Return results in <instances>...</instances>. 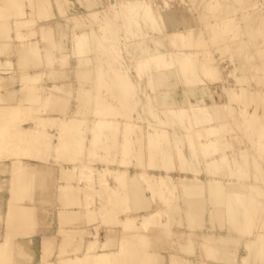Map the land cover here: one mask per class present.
I'll return each mask as SVG.
<instances>
[{
  "label": "bare ground",
  "instance_id": "obj_1",
  "mask_svg": "<svg viewBox=\"0 0 264 264\" xmlns=\"http://www.w3.org/2000/svg\"><path fill=\"white\" fill-rule=\"evenodd\" d=\"M100 1L54 15L48 0H0V264H264V60L235 63L241 30L264 40V0ZM35 33L49 66L93 68L10 66ZM72 70L89 94L42 101ZM52 210L74 221L55 214L37 254L34 224ZM93 213L104 245L83 241Z\"/></svg>",
  "mask_w": 264,
  "mask_h": 264
},
{
  "label": "rangeland",
  "instance_id": "obj_2",
  "mask_svg": "<svg viewBox=\"0 0 264 264\" xmlns=\"http://www.w3.org/2000/svg\"><path fill=\"white\" fill-rule=\"evenodd\" d=\"M49 2H51L52 3V9L49 11V14H54V15H56V13L58 12L57 11V9H58V5H60V4H64L65 6L64 7H66L65 8V12H64V15L65 14H68L69 12H73V11H75V12H80V7H78L80 4H81V2H83V0H48ZM107 1L108 0H101L100 1V7H103V6H105L106 5V3H107ZM259 3H262V5H263V2H261V1H259L257 4H256V6L259 4ZM220 6H222V5H220ZM259 6V5H258ZM260 6H261V4H260ZM199 10L200 9H202L201 7H199L198 8ZM196 10L197 12L199 11V10ZM206 10V9H205ZM257 10V9H256ZM259 10V9H258ZM206 11H208V9L206 10ZM205 11V12H206ZM264 11V10H263ZM261 12V15L259 16V18H263L264 19V16H262V14L264 13V12ZM201 11H199V13H200ZM210 12V11H209ZM206 14V16H209L210 14H211V12L210 13H205ZM208 14V15H207ZM251 13H249L247 16H248V18L246 19V18H244L245 20L244 21H246V22H248V21H250V20H252V19H254L253 17H254V13H252V15H250ZM212 15V14H211ZM264 15V14H263ZM252 16V17H251ZM262 16V17H261ZM202 17L203 18H205V16H203L202 15ZM249 17H251V19L249 18ZM206 19V21L208 20V18H205ZM256 19H258V18H256ZM259 21H261V19L259 20ZM246 22H243V23H246ZM255 22V21H254ZM253 22V24H256V22L254 23ZM261 22H263V24L261 23ZM260 22V25L257 23L256 25H253V28H256L257 26H259L258 28V30H261V31H263L261 34H264V20L263 21H261ZM262 24V25H261ZM255 26V27H254ZM250 27V26H249ZM245 28V27H244ZM243 28V29H244ZM57 29H58V26H56V25H53L52 27H51V29H50V32L52 33V34H48V37H50L51 38V42H53V41H57V36H58V34H57ZM245 30H248V27H246V29ZM244 30V31H245ZM250 30H254V29H249L248 31L250 32ZM242 32V30L240 31L241 32V34H239V37H238V35L236 36V37H238L237 38V41H236V46H238V45H240V47H241V45L243 46L242 48H238L237 49V51H236V59H235V63L238 65V66H242L241 68H247V64H248V62H250L249 60L250 59H252L253 60V58H255L254 59V61H258L259 63H261L260 61H262L263 62V60H264V53H263V56L261 55L262 54V52H261V54L259 53L260 52V48H264V43H262L264 40H262V37H260V39H259V43L257 42V44H255L256 42L254 41V42H251L250 40H249V38H254L255 37V35H253L252 33L254 32V31H252V32ZM261 34H258V37L261 35ZM26 39H25V41H23V42H26V47L25 48H21V49H15L14 50V52H13V56H11V59H10V62L9 63H11L10 64V66H17V65H21L22 66V68H25V69H29V70H34V69H37L38 68V70H44V69H46L47 70V68H72L73 70L74 69H77V68H93V66L90 64V65H85V66H83V67H80L78 64H73V66H70V67H68L67 65L65 66H63L62 65V63L63 62H70L71 60H74V56L73 55H68V56H65V58H64V60H61L62 62H56V63H54L53 64V66H49V64L47 63V59H46V55H45V53L43 52V48H41L40 46H39V44H37V42H38V34L37 33H35L34 35H31V36H27V37H25ZM73 37H68L67 36V39H66V44H65V47H64V51H66V50H68L69 48H71V44L73 43V41H74V38L72 39ZM264 38V37H263ZM262 40V42H260ZM41 43V42H40ZM241 43V44H240ZM17 44V43H16ZM234 44V45H235ZM17 45H15L14 44V47H16ZM235 47V46H234ZM233 47V48H234ZM257 48H258V51H257ZM257 51V52H256ZM264 52V51H263ZM260 54V55H256V56H258V57H263V58H258V57H256L254 54ZM252 55H254V57L252 56ZM223 62H222V65L223 66H229V67H231L232 65H230V63H229V61H226V60H222ZM227 63V64H226ZM226 64V65H225ZM226 66V67H227ZM263 66V65H262ZM262 66H260V68H264V66L262 67ZM228 68V67H227ZM238 68V67H237ZM70 71V72H65V73H61L62 74V76H64V77H61V78H59L58 80H63L64 82H65V85H64V87L63 88H61V89H58V91L60 92V93H57V89H53V88H50V90H48V91H42L43 93H42V97H43V94H44V92H45V95H46V97H43V99L44 100H42V101H45L46 99L48 100V101H51L52 99H59V101H61L60 100V98L61 99H63V101H61V102H64L65 103V101H66V103H67V105H69L68 107L69 108H73L76 104L75 103H78L79 102V100L84 96V95H87V94H89V90H86L85 88H87L86 87V84L85 83H83V80L85 79V77H87V76H89V73L88 72H84V73H82V72H74V71ZM241 70V69H240ZM264 69H262L261 71V73H264V71H263ZM57 71H59V70H57ZM236 71H237V69H236ZM55 74V77L57 76V75H59V74H56V72L54 73ZM53 74V75H54ZM88 74V75H87ZM45 74H43V76H44ZM66 75H70L69 77L68 76H66ZM87 75V76H86ZM42 76V77H43ZM52 76V75H51ZM224 76L225 77H227L228 79H231V77L229 76L228 77V75H226L225 73H224ZM262 77V79L264 78L263 77V74H260L259 75V77ZM46 77V76H45ZM95 78V77H94ZM53 79H57V78H53ZM52 79V81L54 82V80ZM83 79V80H82ZM178 80H180L179 78H177ZM251 79L252 78H250V80L248 81V82H251V84H253V87H254V89L253 90H255L257 87H259L260 88V86L259 85H255V81L254 80H252L251 81ZM260 80H261V78H259ZM58 80H55V82H58ZM257 81H259V80H257ZM256 81V82H257ZM43 82H44V84H47L48 85V83L50 82V84L49 85H51V84H54L53 82H51L50 81V79H48V80H46V82H45V79H44V77H43ZM79 82H80V84H81V86H80V84H79ZM82 82V83H81ZM167 82H165V84H166ZM180 83V84H179ZM183 84V82L182 81H175V85H178L179 87ZM247 82H245V84H246ZM259 83V82H258ZM263 83V84H262ZM77 84H79V85H77ZM248 84V83H247ZM257 84V83H256ZM261 84L262 85H264V82H263V80H261ZM72 86H73V88H72ZM75 86H76V88H75ZM79 87V88H78ZM83 87V88H82ZM69 88V89H68ZM72 88V89H71ZM82 90H81V89ZM162 88H164L163 86H161L160 87V89H162ZM53 89V90H52ZM62 89H64L63 90V92H62ZM76 89L78 90V91H76ZM148 89V88H147ZM181 89L182 88H180V90H179V88H178V90H177V94H174V97L175 98H177V97H182V98H184V100H185V97H186V95H187V93L185 94V92L186 91H183L182 90V92H180L181 91ZM260 89H264V86H262ZM52 90V92L53 91H55V92H53V93H51L50 91ZM66 90V91H65ZM69 90H71L70 92H69ZM81 90V91H80ZM150 91H152V89H149ZM162 90H164V89H162ZM220 91H219V93H222L223 92V90H221V89H219ZM65 91V92H64ZM77 93H76V92ZM222 91V92H221ZM46 92H48V94H46ZM49 92H50V94H49ZM75 92V93H74ZM88 92V93H87ZM165 93L166 92H168V90H165L164 91ZM175 92V90H171V93H174ZM61 93L63 94L64 93V96L63 95H61ZM85 93V94H84ZM75 94V95H74ZM48 95H50V96H48ZM165 95H168V94H165ZM57 96H59V98L57 97ZM71 96V97H70ZM64 97V98H63ZM51 98V99H50ZM65 98H66V100H65ZM207 98H211V97H207ZM224 98V97H223ZM222 98V99H223ZM50 99V100H49ZM215 99V98H214ZM46 100V101H47ZM65 100V101H64ZM212 100H213V97H212ZM224 100V99H223ZM47 101V102H48ZM53 101V100H52ZM58 101V100H57ZM219 101H221V100H219ZM218 104H220V103H218ZM74 105V106H73ZM212 110V109H211ZM212 112H213V110H212ZM44 175H46V171H43L42 172V175H40V177H42L43 178V176ZM38 177V176H37ZM125 183V182H124ZM124 183H123V185H124ZM123 185H122V187H123ZM125 187V186H124ZM1 194H2V187H0V199L1 198H3L2 196H1ZM5 209H4V207L2 206V207H0V225L1 226H6V224H4V222H3V220H4V218L5 217H3V214H4V211ZM64 213V212H63ZM55 214H57V212L55 211V210H52V211H46V212H44V213H41V214H39L38 215V217H39V222H36L35 224H34V227H33V233H32V235L34 236V241H33V245L35 246V249H36V251H37V254H38V248H39V245H40V237H41V234H48L50 231L52 232V229H54L55 227H56V225H57V219H58V221H59V219L62 221V218L63 217H66L65 219H67V216L69 215L70 216V214L68 213V215H66V216H61L60 217V215L59 214H57V215H55ZM65 214V213H64ZM63 214V215H64ZM94 214V213H93ZM56 216V218H54L55 216ZM59 215V216H58ZM73 214H71V216H72ZM88 215V214H87ZM87 215H85V217H84V221H85V223L87 222V220H90L91 218H93V219H95V215H96V213L94 214V215H92L91 216V214H89L88 216ZM68 216V217H69ZM7 217V216H6ZM9 217V216H8ZM7 217V218H8ZM34 217H36V213H35V215H34ZM58 217H60V218H58ZM6 218V219H7ZM51 218V220H49ZM71 219H72V221L70 222V223H72L73 221H74V217L72 216V217H70ZM85 218H87V220H85ZM101 217L97 214V218H96V220H104V219H100ZM5 219V220H6ZM12 219V218H11ZM56 219V220H55ZM71 219H69L68 218V223H69V221L71 220ZM93 219H91V220H93ZM64 220V219H63ZM95 220V221H96ZM56 221V222H55ZM61 221H59V223H61ZM66 222V220H64V222L62 221V224L61 225H63V223H65ZM3 223V224H2ZM5 223H8V221H6ZM38 223H40V224H38ZM67 223V224H68ZM93 223H94V221H93ZM39 226H38V225ZM42 224V225H41ZM60 224H59V226H58V229L60 228V227H66V226H61ZM64 225H66V223L64 224ZM70 225V224H69ZM68 225V226H69ZM89 225V226H88ZM87 225V223L86 224H83V226H84V228H86L87 227V231H89V235L88 234H85V233H83L84 235H85V237H84V239H83V241L86 243V244H88V243H95L97 246H99V245H104L105 244V241L107 240V238H105V236H106V234H105V228H104V226H102L101 227V225L98 227L99 229H98V234H97V238L95 239L94 238V236H95V228H93V227H91V226H93V225H91V223H89ZM52 226H53V228H52ZM82 226V227H83ZM81 227V228H82ZM50 232V233H51ZM54 232H57V228H55L54 229ZM66 233H68V234H70V232H66ZM0 234H1V231H0ZM67 234V235H68ZM71 234H73V232H71ZM66 235V236H67ZM65 236V237H66ZM107 241H111V238H109ZM99 244V245H98ZM66 248H68L69 247V245H66L65 246ZM101 247V246H100ZM96 249H98V247H96ZM81 253V250L79 251V254ZM168 254V253H167ZM118 257V256H117ZM117 257H112L111 259V261H109V262H111V264H116V262H117ZM105 259V258H104ZM91 261V260H90ZM88 262V261H87ZM87 262H84V263H82V264H88ZM92 262V261H91ZM109 262H104L103 264H109ZM225 262H227V261H225ZM90 263V262H89ZM93 263V262H92ZM92 263H90V264H92ZM228 263V262H227ZM74 264H76V263H74ZM77 264H79V263H77ZM235 264V263H234Z\"/></svg>",
  "mask_w": 264,
  "mask_h": 264
}]
</instances>
